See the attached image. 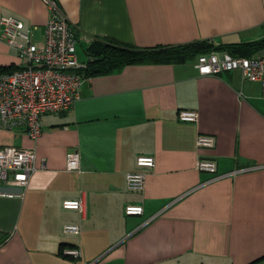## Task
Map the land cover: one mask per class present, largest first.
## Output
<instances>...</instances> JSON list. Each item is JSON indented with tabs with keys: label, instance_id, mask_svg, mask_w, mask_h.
I'll list each match as a JSON object with an SVG mask.
<instances>
[{
	"label": "crops",
	"instance_id": "obj_1",
	"mask_svg": "<svg viewBox=\"0 0 264 264\" xmlns=\"http://www.w3.org/2000/svg\"><path fill=\"white\" fill-rule=\"evenodd\" d=\"M54 1L82 52L92 39L141 49L264 39V0ZM8 16L41 43L40 0H0V19ZM195 59L81 75L76 99L43 115L35 140L0 131V148L34 155L21 197L0 198V264H264V97L237 71L199 76ZM20 65L0 41V67ZM179 111L195 112V122H178ZM198 135L213 146L195 147ZM72 152L78 172L65 171ZM137 156L153 166L135 167ZM198 159L214 173L196 171ZM129 172L144 174L140 192L126 190ZM76 199L81 213L61 209ZM129 204L142 214L124 216ZM64 225L78 234H63Z\"/></svg>",
	"mask_w": 264,
	"mask_h": 264
},
{
	"label": "built area",
	"instance_id": "obj_2",
	"mask_svg": "<svg viewBox=\"0 0 264 264\" xmlns=\"http://www.w3.org/2000/svg\"><path fill=\"white\" fill-rule=\"evenodd\" d=\"M47 10L41 43L32 42L33 27L25 28L21 21L8 16L0 19V41L13 50L21 61L17 70L0 73V131L21 130L35 140L41 133L39 121L43 115L59 114L66 111L76 99L82 77L78 74L84 63L78 62L75 50L79 42L73 28L54 0H40ZM199 76H214L223 72L237 71L242 81L257 83L264 97V48L251 56L233 57L226 53L209 52L196 57L194 65ZM180 123H194L196 113L179 111L176 115ZM198 148L209 149L213 139L198 135L194 139ZM32 150H18L12 146L0 148V198L21 197L30 175L34 171ZM137 168L150 169L153 159L137 156ZM195 170L207 174L214 173L211 161L198 159ZM65 171L78 172V155L69 153L65 159ZM144 174L129 172L124 175V185L130 192H140ZM5 187L16 189L9 191ZM62 210L82 212L80 199L63 200ZM124 216H140L141 206L125 205ZM63 234L76 235V225H64ZM61 255L78 259L74 248H64Z\"/></svg>",
	"mask_w": 264,
	"mask_h": 264
},
{
	"label": "trees",
	"instance_id": "obj_3",
	"mask_svg": "<svg viewBox=\"0 0 264 264\" xmlns=\"http://www.w3.org/2000/svg\"><path fill=\"white\" fill-rule=\"evenodd\" d=\"M264 48V39L238 44H217L196 41L188 44L147 49L118 44L105 39H92L83 47L84 68L78 71L83 77L111 74L122 67L135 64H179L209 52H225L233 57L251 56ZM18 68L0 67V73H10Z\"/></svg>",
	"mask_w": 264,
	"mask_h": 264
},
{
	"label": "rangeland",
	"instance_id": "obj_4",
	"mask_svg": "<svg viewBox=\"0 0 264 264\" xmlns=\"http://www.w3.org/2000/svg\"><path fill=\"white\" fill-rule=\"evenodd\" d=\"M75 55L77 56V58L79 60H85V56H84V53L81 51V49L79 48V46L76 47V50H75ZM79 62V61H78Z\"/></svg>",
	"mask_w": 264,
	"mask_h": 264
}]
</instances>
